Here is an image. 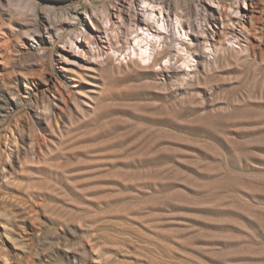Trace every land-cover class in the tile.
I'll use <instances>...</instances> for the list:
<instances>
[{
    "label": "rangeland",
    "instance_id": "374dc122",
    "mask_svg": "<svg viewBox=\"0 0 264 264\" xmlns=\"http://www.w3.org/2000/svg\"><path fill=\"white\" fill-rule=\"evenodd\" d=\"M26 1L0 0V264H264V0H245L246 29L220 27L218 49L203 40L210 1L244 0H33L37 14H15ZM146 2L144 18L170 24L153 65L123 59ZM86 10L119 11V53L62 68ZM175 14L198 34L190 71Z\"/></svg>",
    "mask_w": 264,
    "mask_h": 264
},
{
    "label": "bare ground",
    "instance_id": "6f19581e",
    "mask_svg": "<svg viewBox=\"0 0 264 264\" xmlns=\"http://www.w3.org/2000/svg\"><path fill=\"white\" fill-rule=\"evenodd\" d=\"M210 2V7L214 14L212 18L213 25L217 28V30L212 29L209 25V29L211 30L209 32L203 31V40L206 42H210V40H213V44L216 45V49H218V46L220 47L222 43L219 36H214L215 33H219V30L221 29L220 27L224 28L226 25L229 27L232 33L234 32L236 34L237 32L244 31L246 28L244 26V23L241 21V17L249 16V18H252L251 4L249 2L246 3V1L244 0L242 5L236 4L235 6L226 7L221 5L219 2ZM149 5L150 3L146 2L139 9L142 14L137 13L135 14V16H132V21L135 27L140 29L141 31L137 36L139 39L138 41H136L137 44L135 43L136 45L132 46L131 51L123 54V59H129L135 64L143 61L153 65L157 62V60L160 58V55L165 50L163 48L162 42L165 38L164 32H168L169 29V20H164L163 18L159 19V17L156 16V14H154L153 12H148L146 18H144ZM150 6L155 7V5L153 4H151ZM24 10H32L33 14L36 13L33 0H27L24 5L17 4L15 14L23 16V14H25ZM157 10L159 11V13H161L159 7H157ZM175 20L177 30L176 35H179L178 42L179 44L185 45L184 50L187 53V56L184 59L185 67L187 71H190L192 68H195L194 66L196 65V63H198L199 57L196 52H193L194 42L197 41L198 34L196 35L192 32V25L189 20H182L177 14H175ZM81 23L82 27L80 28V31L75 36V38L67 39L62 43V45L59 46L57 50L59 60L62 64H64L62 68H65L66 65L70 64L88 66L89 64L94 63L95 61L93 59L99 57L101 53H106L105 55L108 56V50H111L114 54L119 53L118 49H114L113 46L114 43L124 40H121L124 20L118 10H107L104 14L102 13L101 15L96 14L93 10L90 12L86 10L84 13V19L81 20ZM179 56V53L174 55V57L168 56L164 60L165 65L170 64L171 60H174L175 64ZM133 57L135 59H133ZM165 65L163 66L164 71L168 73L170 69ZM182 78L184 79V81L186 80V77ZM184 81L181 82L183 83Z\"/></svg>",
    "mask_w": 264,
    "mask_h": 264
}]
</instances>
